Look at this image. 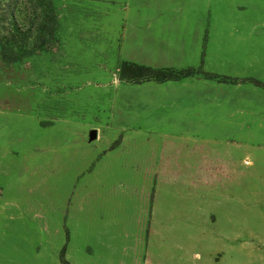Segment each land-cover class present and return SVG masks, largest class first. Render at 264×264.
<instances>
[{
    "label": "rangeland",
    "instance_id": "rangeland-1",
    "mask_svg": "<svg viewBox=\"0 0 264 264\" xmlns=\"http://www.w3.org/2000/svg\"><path fill=\"white\" fill-rule=\"evenodd\" d=\"M177 1L166 15L208 19L183 20L189 41L201 26L208 31L200 59L182 57L188 66L175 70L242 72L227 78L262 86L236 84L246 85V100L229 102L222 116L216 110L206 135L161 129L156 106L136 89L156 82L119 80V41L115 49L95 37L94 1L53 0L59 44L13 64L0 58V264H161L158 251L144 261L131 247L134 215L124 213L133 228L124 239L116 219L140 195L137 186L150 184L152 200L161 176L156 166L131 165L162 156L166 173L180 174L164 192L214 223L194 231L193 264H264V0Z\"/></svg>",
    "mask_w": 264,
    "mask_h": 264
},
{
    "label": "crops",
    "instance_id": "crops-1",
    "mask_svg": "<svg viewBox=\"0 0 264 264\" xmlns=\"http://www.w3.org/2000/svg\"><path fill=\"white\" fill-rule=\"evenodd\" d=\"M96 6L94 16L98 17L94 23V34L97 39L103 43L115 42V49L119 41V55L123 62H129L137 65L151 67L153 69L162 68H181L188 66L187 59L190 54L194 55L197 60L200 59L202 51V40L207 29L201 26L197 29L199 40L194 43L189 41L188 37L183 34L182 24L183 20H202L204 23L206 18L198 19L197 17H182L174 16L172 14L166 15L168 8L170 13L172 9L179 7L180 2L177 0H93ZM193 4V2H186ZM111 6H110V5ZM89 8V7H88ZM116 8H120L117 10ZM89 14V12H83ZM117 13V14H116ZM85 21V20H84ZM60 24V16H59ZM86 31V25L84 27ZM61 30V24H60ZM208 31V30H207ZM185 40V41H184ZM211 41V40H210ZM186 47L185 52L179 59L171 60L167 57L179 56L181 49ZM142 48V49H137ZM210 44H206L205 48V68L207 66V53ZM138 55L147 57L146 60L140 59ZM176 63V64H174ZM226 77L241 79L242 72H221ZM243 79V78H242ZM251 86V85H250ZM248 88H251V87ZM217 88V89H215ZM246 85H228L221 84L210 80L193 78L183 79L180 81H169L165 83H145L136 86V89L142 91L143 95H148L150 101V110L156 106L158 111V118L161 124V129L177 130L179 133H190L194 137L206 135L208 133L209 119L213 114H221L232 110L229 102L245 101L246 95L241 90H244ZM208 92L210 94H208ZM229 92L230 98L223 100L222 93ZM136 96L140 97L141 94ZM138 105L140 102L136 101ZM217 100V101H216ZM216 101L217 107L214 105ZM133 102V104H134ZM147 104L143 102L140 110L143 112L142 116L148 115L146 112ZM235 110L237 108L235 107ZM238 113V112H237ZM161 116V117H160ZM144 117H142L143 119ZM144 121V120H142ZM110 149L109 151L113 150ZM164 156L158 159L157 162L145 161L142 165H131L136 168H154L156 174L161 175L158 179L157 186L153 199L151 200V186L146 185L145 188L136 187L139 194L136 201L131 202L125 200V206L116 219V226L119 231L124 233L123 239L129 236V232L133 229L128 226L129 221L126 217L125 211L128 214H133L131 223L135 224L137 230V238L129 239L132 244L131 247L137 248L136 254L143 257L144 261L151 256V254L158 251V258L161 264H193V254L191 248L198 243V238L195 237V230L199 229V225L212 226L203 216L202 219L198 217V209L196 206L193 209H181V205L177 197L171 192H164L169 188V185L177 183L180 174L178 172L170 173L171 168ZM178 167H185L183 165H174ZM192 169V168H191ZM138 170V169H136ZM144 172V170H143ZM145 175L149 176V170L145 171ZM192 176V175H190ZM126 178V177H122ZM197 181H195L196 184ZM142 190V192H141ZM179 192V191H178ZM196 201V197H195ZM186 206L191 204V200L187 198ZM217 222V220H216ZM105 225V223H104ZM106 226V225H105ZM106 228V227H105ZM105 228L103 231H105ZM203 229L204 233L202 240H207V231ZM229 238L226 239V242ZM127 239L122 243L127 245ZM194 257L198 255L194 253Z\"/></svg>",
    "mask_w": 264,
    "mask_h": 264
},
{
    "label": "trees",
    "instance_id": "trees-1",
    "mask_svg": "<svg viewBox=\"0 0 264 264\" xmlns=\"http://www.w3.org/2000/svg\"><path fill=\"white\" fill-rule=\"evenodd\" d=\"M58 39L59 17L53 0H0V58L5 63H17L38 52L46 51L51 46L58 45ZM195 75L224 84L248 82L254 86H262L251 79H231L191 69H153L129 62L121 64L119 80L133 84L148 81L165 83Z\"/></svg>",
    "mask_w": 264,
    "mask_h": 264
},
{
    "label": "water",
    "instance_id": "water-1",
    "mask_svg": "<svg viewBox=\"0 0 264 264\" xmlns=\"http://www.w3.org/2000/svg\"><path fill=\"white\" fill-rule=\"evenodd\" d=\"M92 136H94V135H92Z\"/></svg>",
    "mask_w": 264,
    "mask_h": 264
}]
</instances>
